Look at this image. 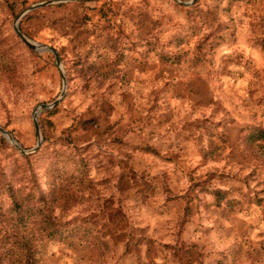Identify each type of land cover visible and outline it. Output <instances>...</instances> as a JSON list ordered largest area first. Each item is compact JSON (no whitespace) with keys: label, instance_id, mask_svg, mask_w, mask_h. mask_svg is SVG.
<instances>
[{"label":"rangeland","instance_id":"obj_1","mask_svg":"<svg viewBox=\"0 0 264 264\" xmlns=\"http://www.w3.org/2000/svg\"><path fill=\"white\" fill-rule=\"evenodd\" d=\"M46 1L0 0V21L15 34ZM20 29L57 50L67 80L25 156L80 157L91 182L54 211L84 231L45 240L43 263L264 264V143L246 139L264 128V0H89L35 10ZM22 65L15 89L0 85V126L32 150V113L63 79L50 52ZM0 137L9 172L25 156ZM203 182L228 193L222 205Z\"/></svg>","mask_w":264,"mask_h":264},{"label":"trees","instance_id":"obj_2","mask_svg":"<svg viewBox=\"0 0 264 264\" xmlns=\"http://www.w3.org/2000/svg\"><path fill=\"white\" fill-rule=\"evenodd\" d=\"M5 9L11 19L16 17L15 3L7 1ZM36 53L0 21V85L6 82L15 89L24 76L20 71L22 63L27 55ZM246 139L250 145L262 147L264 128L252 129ZM4 143L0 137V147ZM88 176L84 159L46 149L21 157L9 172L0 167V264H45L40 259L45 240L84 231L83 226L72 227L73 222L56 219L54 211L70 208L79 189L89 190ZM205 184H197L200 192L212 195L216 205H222L228 193L216 187L210 190Z\"/></svg>","mask_w":264,"mask_h":264},{"label":"water","instance_id":"obj_3","mask_svg":"<svg viewBox=\"0 0 264 264\" xmlns=\"http://www.w3.org/2000/svg\"><path fill=\"white\" fill-rule=\"evenodd\" d=\"M84 1H89V0H50V1L39 3V4H35L31 7H29L26 11L22 12L16 18V20L14 22V32L17 35V37L26 46H28L29 48H32L33 50H35L38 53L50 52L54 55L55 61H56V67L60 70L61 75H62V79H63V90H62L60 96L55 101H53L51 103L38 105L32 113L33 124H34V128H35L36 137L38 140L37 145L32 150L24 149L23 146L19 142H17V140H15L14 137L9 132H7L4 128H2L0 126V134L10 144H12V146L16 150H18L22 156L33 154L40 148V146L43 142V134H42V130H41L40 122H39V116L44 112H48V111L55 109L57 106H59L61 104V102L64 100V98L66 96L67 80H66L63 65H62V60H61V57H60L59 53L57 52V50L54 47L42 45V44H39V43H36V42L30 40L20 29L21 21L27 14H29L35 10L41 9V8H45V7H49V6H53V5H58V4H64V3H76V2H84ZM173 1L176 2L177 4L181 5V6H185V7H190V6H192L198 2V0H192L190 2H183L182 0H173Z\"/></svg>","mask_w":264,"mask_h":264}]
</instances>
